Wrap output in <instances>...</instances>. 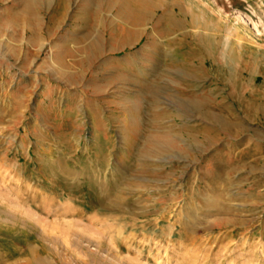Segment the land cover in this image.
Returning <instances> with one entry per match:
<instances>
[{
	"label": "rangeland",
	"instance_id": "374dc122",
	"mask_svg": "<svg viewBox=\"0 0 264 264\" xmlns=\"http://www.w3.org/2000/svg\"><path fill=\"white\" fill-rule=\"evenodd\" d=\"M32 253L264 264V0H0V264Z\"/></svg>",
	"mask_w": 264,
	"mask_h": 264
},
{
	"label": "bare ground",
	"instance_id": "6f19581e",
	"mask_svg": "<svg viewBox=\"0 0 264 264\" xmlns=\"http://www.w3.org/2000/svg\"><path fill=\"white\" fill-rule=\"evenodd\" d=\"M29 251H32V249L30 248ZM29 264H44V263H43V259L32 253V258L30 259Z\"/></svg>",
	"mask_w": 264,
	"mask_h": 264
}]
</instances>
